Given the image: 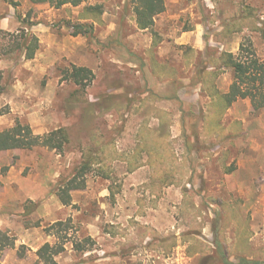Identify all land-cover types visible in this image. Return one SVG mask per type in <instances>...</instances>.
<instances>
[{"label":"rangeland","instance_id":"374dc122","mask_svg":"<svg viewBox=\"0 0 264 264\" xmlns=\"http://www.w3.org/2000/svg\"><path fill=\"white\" fill-rule=\"evenodd\" d=\"M165 3L154 29L140 30L132 0L60 9L0 0V132L21 121L41 135L66 128L71 138L63 154L0 151V231L15 244L0 264H37L33 249L46 244L64 246L57 264H264V109L238 100L218 136L205 127L215 116L202 90L206 67L229 92L223 52L251 43L264 59V0ZM84 6L103 13L81 19ZM246 10L254 18L232 33ZM78 25L93 33L74 35ZM26 34L40 41L33 60L14 46ZM73 66L95 74L85 91L63 76ZM98 150L110 177L94 165L64 205L56 189Z\"/></svg>","mask_w":264,"mask_h":264},{"label":"trees","instance_id":"16d2710c","mask_svg":"<svg viewBox=\"0 0 264 264\" xmlns=\"http://www.w3.org/2000/svg\"><path fill=\"white\" fill-rule=\"evenodd\" d=\"M34 4H49L51 7L60 9L64 6L71 5L74 7H80L92 0H30ZM133 13L136 24L140 30H153L156 25V18L166 11L165 0H132ZM103 13L102 6H84L81 19H99ZM255 14H252L251 10H246V14L241 16V21L237 26H231L230 31L239 30L240 27L248 25V21L253 19ZM238 20V21H239ZM75 34L78 35H91L93 33V27L88 25L76 26ZM259 31L262 34L264 40V27ZM233 33V32H232ZM14 46L21 52L25 53L27 60H33L40 49V41L34 35H23L21 38H15ZM221 65L219 68L231 69L233 72V83L230 86L228 93L224 94L217 88L216 80L218 78L217 73L209 72L208 68H204L202 74L203 87L202 90L208 93L212 98V102L208 109L209 117H214V120H206L205 127L210 128V131L218 136L223 135L224 128L221 125V120L225 116L228 109H230L234 103L238 100L250 99L254 105V111H260L264 109V59L258 56L253 45L251 43L242 44L240 51L237 55L233 53L223 52L219 58ZM63 76L66 80L73 81L79 86L82 91H85L89 87L94 79V72L87 67L73 66L71 70H64ZM3 75L0 72V96L4 92L2 85ZM169 135V134H168ZM168 135L157 136L159 139H165ZM71 143L70 133L66 128H60L54 130L48 134L41 135L35 134L32 128L21 121H16L13 127L4 129L0 132V151L10 152L14 150H33L37 147H45L54 150L60 154L66 152L68 146ZM103 152V151H102ZM152 155L151 153H148ZM152 157V156H151ZM108 157L105 153L98 151H89L84 153V161L80 167L75 171V175L71 180H67L60 184L56 189V195L59 197L64 205L70 206L72 202L71 193L76 190L85 188V178L89 175L94 165H99L100 171H102L105 177L109 178L110 175L106 172L111 164H105ZM106 165V168L105 166ZM139 166H132L130 171L133 172ZM165 181V180H164ZM112 193H114L112 191ZM68 227L67 223L59 222L56 227ZM11 241L8 235L0 231V253L7 247L15 248V244ZM92 242V240H86V242ZM8 243V244H7ZM93 246V245H91ZM77 249L82 251L87 247L75 244ZM220 247V244H218ZM65 251L64 246H52L50 244L44 245L38 252L39 261L37 264H57L55 258ZM220 255L222 251H220ZM21 254V253H20ZM23 255V253H22ZM223 259L224 255L222 256ZM225 263V262H224ZM256 261L250 262L245 257H240L239 262L236 264H256ZM225 264H231L227 262Z\"/></svg>","mask_w":264,"mask_h":264},{"label":"crops","instance_id":"0c3cea01","mask_svg":"<svg viewBox=\"0 0 264 264\" xmlns=\"http://www.w3.org/2000/svg\"><path fill=\"white\" fill-rule=\"evenodd\" d=\"M249 100H250V99H249ZM92 227H94V226H92ZM93 231H94L93 228H91L90 233H91V236H92V237H94V234H95ZM33 250L36 251V252H32L33 255H35L36 257H38V256H37V250H35V249H33Z\"/></svg>","mask_w":264,"mask_h":264}]
</instances>
